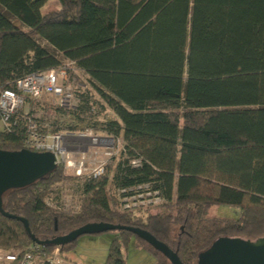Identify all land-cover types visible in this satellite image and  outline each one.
<instances>
[{
  "label": "trees",
  "instance_id": "obj_1",
  "mask_svg": "<svg viewBox=\"0 0 264 264\" xmlns=\"http://www.w3.org/2000/svg\"><path fill=\"white\" fill-rule=\"evenodd\" d=\"M51 1L57 6L44 11ZM68 61L102 101L92 104L88 88L78 94L83 110L72 111L68 129L119 138L122 159L111 176L108 166L83 178L76 210L45 201L68 178L57 165L5 192V212L25 218L40 241L93 222L142 228L183 264H197L218 237H264V0H0V91ZM97 105L111 117L97 119ZM30 113L0 130V149L26 148ZM143 185L162 200V210L145 218L136 207L119 210L108 192L112 186L127 198ZM222 204L238 207L239 218L207 217ZM107 232L116 235L106 262L126 264L120 244L135 234ZM135 237L158 264H171ZM76 240L58 246L63 258ZM31 246L44 257L55 247L33 243L21 221L0 214V250L20 254Z\"/></svg>",
  "mask_w": 264,
  "mask_h": 264
},
{
  "label": "rangeland",
  "instance_id": "obj_2",
  "mask_svg": "<svg viewBox=\"0 0 264 264\" xmlns=\"http://www.w3.org/2000/svg\"><path fill=\"white\" fill-rule=\"evenodd\" d=\"M57 6L55 1H51L46 5L44 11L48 9H53ZM44 43V42H42ZM73 66V65H71ZM75 70L72 72L73 76L77 78L78 82L83 83L86 88L89 89L88 93L90 92V97L92 104L97 102L100 104L102 101L98 94L92 88V85L89 81V77L81 71L79 68L74 66ZM94 103V104H95ZM69 108L67 110H59L60 114H65L63 120L58 119V116H54L55 110H57V98L52 96H43L39 100H32L28 97L25 98V104L17 109L16 115L20 113H27L31 112L29 117L30 121L36 122L38 125H43L44 122H50L52 124L50 129L53 131L54 129L63 130L68 129L69 123L73 120L72 118V111L73 112H80L83 110L79 107V101L76 98H72L69 100ZM76 109H74V107ZM32 107V108H31ZM73 108V109H71ZM84 108V107H83ZM95 108V113L97 112L96 118L103 119L106 117H111L112 113L108 109V107L104 108V105L99 106L97 105ZM59 109V108H58ZM89 115L88 113H86ZM53 122V123H52ZM80 127V125H79ZM78 127V128H79ZM3 129V125L0 122V130ZM95 134H102L100 131H94ZM114 145L110 148V145ZM68 147H66V156L68 158L73 159L75 162L81 159V156L84 154L85 160L90 163V161L96 164H99L103 158H105V170L107 172V167H110L109 176H111L112 169L115 163L122 159V142L118 141L114 143L108 144L109 147H97V146H90L87 142H79L76 143L75 140L69 142ZM104 152H111L113 153L110 157L107 155L102 157V153ZM96 155V157H95ZM104 160V159H103ZM64 169V168H63ZM64 174L68 177L66 180L55 185L52 191L45 196V201L50 206H58L65 210H76L79 208L80 200H81V192H82V185L84 180L82 178L74 177L72 174V169H64ZM72 177V179H70ZM147 186H141L138 193L134 194L131 197H128V205L127 209L136 207L135 214L137 216H141L143 218L147 217L149 214H155L162 210L160 204L162 200L154 196L151 191H147ZM108 192L110 197L117 202V207L119 210L125 209L123 198L121 197L120 190L109 186ZM151 206L150 208H147ZM140 208V209H138ZM138 211V212H137ZM240 216V209L235 206L231 205H215L211 207L207 212V217H217V218H224L228 220H237ZM178 227L172 228L173 236L178 233ZM115 233L110 232H103L99 234L93 235H82L77 238L74 248L70 251L65 253L64 255L69 258L75 264H108L106 262V258L108 255L109 247L111 241L115 237ZM144 245V244H143ZM145 246V245H144ZM146 247V246H145ZM56 248L58 249V253L56 252ZM122 257L125 260L126 264H158L156 257L146 250L143 247L138 246L137 238L135 235H130L126 241H122L120 244ZM8 252V251H3ZM47 256H38L36 258V264H49L46 262V258H57L62 259V255L59 252L58 247H54L52 249H48ZM70 261V262H71ZM160 261L163 264H169L168 261L165 259L160 258Z\"/></svg>",
  "mask_w": 264,
  "mask_h": 264
},
{
  "label": "built area",
  "instance_id": "obj_3",
  "mask_svg": "<svg viewBox=\"0 0 264 264\" xmlns=\"http://www.w3.org/2000/svg\"><path fill=\"white\" fill-rule=\"evenodd\" d=\"M73 65V66H71ZM74 62L68 61L56 69H51L43 72H34L26 74L15 81V90L4 89L0 91V122L3 129L10 126V121L14 117L17 119V109L25 104V98L28 97L32 100H39L43 96H52L57 98V108L59 110H67L69 100L76 98L81 94L86 86L77 81L73 76L75 73ZM77 71V70H76ZM77 106L74 107L76 109ZM73 109V108H71ZM26 114V112H25ZM58 119L63 120L65 114H55ZM72 122H75L72 120ZM75 140L76 143L87 142L90 146L109 147L108 144L112 142L117 143L119 138L102 134H95L90 127L84 129H63L52 131L49 128V123L45 122L42 126L34 121L27 122L26 134L24 137V145L27 149L37 152H52L56 157V164L62 165L64 169H72L74 176L78 178H96L104 173L105 158L99 164H94L85 160L84 154L80 160L76 162L66 156V147L68 141ZM112 148L114 145H110ZM114 148V147H113ZM123 148V147H122ZM113 153L104 152V155L110 157ZM96 157V155H95ZM124 207L128 205V197L123 198ZM37 247L31 248L20 254H13L10 252H3L0 250V264H36V258L39 256L35 253ZM58 249L56 248V252ZM61 259L48 258L49 264H59Z\"/></svg>",
  "mask_w": 264,
  "mask_h": 264
},
{
  "label": "water",
  "instance_id": "obj_4",
  "mask_svg": "<svg viewBox=\"0 0 264 264\" xmlns=\"http://www.w3.org/2000/svg\"><path fill=\"white\" fill-rule=\"evenodd\" d=\"M56 166V157L52 152H37L27 148L20 150L0 149V214L21 221L33 243L58 247L75 241L82 235L124 229L142 238L163 253L171 264H183L177 254L164 242L138 227L93 222L47 240L40 241L35 238L30 233L25 218L9 214L3 210L2 196L8 190L23 188L44 178ZM197 264H264V237H258L254 240L230 236L218 237L208 248L198 254Z\"/></svg>",
  "mask_w": 264,
  "mask_h": 264
},
{
  "label": "crops",
  "instance_id": "obj_5",
  "mask_svg": "<svg viewBox=\"0 0 264 264\" xmlns=\"http://www.w3.org/2000/svg\"><path fill=\"white\" fill-rule=\"evenodd\" d=\"M32 108V107H31ZM71 260H67L65 258H62L61 259V262L59 264H75L73 263L72 261L70 262Z\"/></svg>",
  "mask_w": 264,
  "mask_h": 264
}]
</instances>
